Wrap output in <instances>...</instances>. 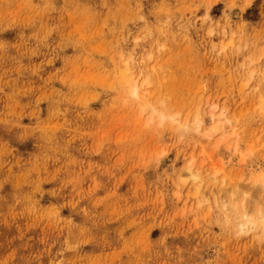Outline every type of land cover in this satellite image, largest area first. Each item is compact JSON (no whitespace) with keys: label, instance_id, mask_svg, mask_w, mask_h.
<instances>
[{"label":"rangeland","instance_id":"obj_1","mask_svg":"<svg viewBox=\"0 0 264 264\" xmlns=\"http://www.w3.org/2000/svg\"><path fill=\"white\" fill-rule=\"evenodd\" d=\"M259 174L264 0H0V264H264Z\"/></svg>","mask_w":264,"mask_h":264},{"label":"bare ground","instance_id":"obj_2","mask_svg":"<svg viewBox=\"0 0 264 264\" xmlns=\"http://www.w3.org/2000/svg\"><path fill=\"white\" fill-rule=\"evenodd\" d=\"M225 46V45H224ZM223 47V46H222ZM226 47V46H225ZM224 49V48H223ZM128 70H129V67L127 66V64L125 63V68L123 69V71L122 72H120L121 74L123 73L124 75H126L127 74V72H128ZM120 74V75H121ZM122 74V75H123ZM148 79V78H147ZM146 78L145 79H143V81H144V83L145 84H150L149 83V81L147 80ZM127 82V81H126ZM141 83H143V82H141ZM131 84H132V86H131ZM130 84V91H131V94H133V96L134 95H136V94H138V91H137V88H138V86L135 84V83H131ZM215 108V107H214ZM175 115L174 114H172L171 115V117H174ZM210 116H211V119L213 118V109L211 110V114H210ZM221 116V115H220ZM219 116V117H220ZM163 118V117H162ZM161 120V119H160ZM220 120L221 119H218L215 123H211V127L209 126V128H208V130L207 131H205L206 129H204L203 131L205 132V135H206V132L208 133L209 132V135L210 134H213V133H211V132H215L218 128V126H219V122H220ZM200 124H201V120H200V118H199V115H198V113H196V115L193 117V119H192V122H190L189 123V121H188V118H186L184 121H183V123L181 124L182 125V130H183V132L185 133L186 131H188V129L190 128V129H193L194 128V130H198L199 129V127H200ZM187 133V132H186ZM216 133V132H215ZM208 135V134H207ZM188 167V169H189V172H188V177H191L192 179H194V180H196V179H199V174L198 173H196V172H194V170H193V172H191L192 171V169H191V171H190V165L189 166H187ZM258 176H262L263 177V175H261V174H259ZM261 177V178H262ZM215 178V177H214ZM257 178V177H256ZM258 178H260V177H258ZM264 178V177H263ZM262 178V180L261 181H264V179ZM258 179H255L254 181H256V182H258L257 181ZM260 181V184L262 185V183L264 184V182H261ZM256 182H254L255 184H253V187H254V189H257V186H259V188H260V186L261 185H257L256 184ZM259 184V183H258ZM241 186V185H240ZM242 186H243V184H242ZM245 186V185H244ZM247 186V185H246ZM250 187V186H249ZM249 187L247 186V187H245V189H244V187H240L241 189L240 190H242V192L244 193H247V191H248V189H249ZM252 187V186H251ZM263 189H264V187H263V185L261 186ZM197 188V187H196ZM198 190V189H197ZM233 190H235L234 191V194L235 195H237L239 192V190L237 189V188H234ZM258 190V189H257ZM251 191V188L249 189V191L248 192H250ZM260 191H262L261 189H260ZM260 191H258L259 193H261ZM241 192V191H240ZM254 192V196H259L258 195V192L257 191H253ZM253 192L251 191V193H248V194H251V196H252V198L254 199L255 197L252 195L253 194ZM242 193V194H243ZM243 197V196H242ZM248 197V196H247ZM257 199V198H256ZM241 200H242V203H241V213H240V217L238 218V221L236 222V226H237V230H240V231H245V230H248V229H253V228H255V226L257 225L256 223H255V220H254V217L253 216H255L254 214H251V213H248V210L250 209V207L249 208H247L246 206H248V204H247V202L248 201H246L247 199L245 198V194H244V198H241ZM256 202H257V200H256ZM258 204V203H257ZM262 205V207L264 206L263 204H261ZM257 207V206H256ZM255 209H257V213L258 214H260V217L262 218V223H261V226H262V228L264 229V208H259V207H257V208H255Z\"/></svg>","mask_w":264,"mask_h":264}]
</instances>
